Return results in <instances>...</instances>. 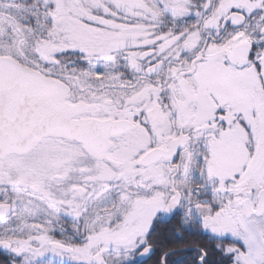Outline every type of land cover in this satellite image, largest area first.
Segmentation results:
<instances>
[{
	"label": "snow or ice",
	"instance_id": "6c2138e0",
	"mask_svg": "<svg viewBox=\"0 0 264 264\" xmlns=\"http://www.w3.org/2000/svg\"><path fill=\"white\" fill-rule=\"evenodd\" d=\"M0 264H264V0H0Z\"/></svg>",
	"mask_w": 264,
	"mask_h": 264
}]
</instances>
